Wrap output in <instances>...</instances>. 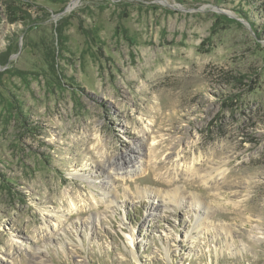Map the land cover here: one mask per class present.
Wrapping results in <instances>:
<instances>
[{"label": "rangeland", "instance_id": "1", "mask_svg": "<svg viewBox=\"0 0 264 264\" xmlns=\"http://www.w3.org/2000/svg\"><path fill=\"white\" fill-rule=\"evenodd\" d=\"M0 264H264V0H0Z\"/></svg>", "mask_w": 264, "mask_h": 264}, {"label": "bare ground", "instance_id": "2", "mask_svg": "<svg viewBox=\"0 0 264 264\" xmlns=\"http://www.w3.org/2000/svg\"><path fill=\"white\" fill-rule=\"evenodd\" d=\"M142 134H143V139H144V141L146 142V144L148 145H152L153 144V140L152 141H150V142H147V132H142ZM140 157V156H139ZM139 160V159H138ZM131 162H133V161H131V160H129V159H127V158H125V160L124 161H121L119 164H121V163H126V165H127V168L126 167H119V168H115V167H113L112 165H110V168L112 169V170H115L114 171V174L117 176V177H123V176H126V175H129V174H131V173H134V174H136L135 172H137V171H140L141 169H143V165H142V163L139 161V162H136V164H130ZM130 164V165H129ZM188 169H190V170H193V166H191V164H190V166L188 167ZM142 171V170H141ZM114 175V176H115ZM179 192V190L177 189V188H175L171 193H167V195H168V198L170 199V201H174L175 200V198L177 197V193Z\"/></svg>", "mask_w": 264, "mask_h": 264}]
</instances>
